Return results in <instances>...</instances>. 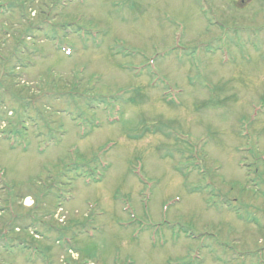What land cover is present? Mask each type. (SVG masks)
<instances>
[{
	"label": "rangeland",
	"instance_id": "374dc122",
	"mask_svg": "<svg viewBox=\"0 0 264 264\" xmlns=\"http://www.w3.org/2000/svg\"><path fill=\"white\" fill-rule=\"evenodd\" d=\"M0 170V264H264V0H0Z\"/></svg>",
	"mask_w": 264,
	"mask_h": 264
},
{
	"label": "bare ground",
	"instance_id": "6f19581e",
	"mask_svg": "<svg viewBox=\"0 0 264 264\" xmlns=\"http://www.w3.org/2000/svg\"><path fill=\"white\" fill-rule=\"evenodd\" d=\"M25 204L28 206V205H31L32 204V201L30 198H26L25 199Z\"/></svg>",
	"mask_w": 264,
	"mask_h": 264
}]
</instances>
